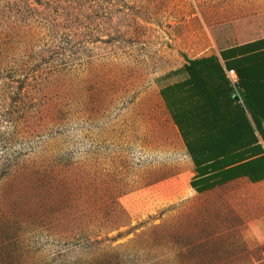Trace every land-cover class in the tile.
I'll return each mask as SVG.
<instances>
[{"label": "rangeland", "instance_id": "374dc122", "mask_svg": "<svg viewBox=\"0 0 264 264\" xmlns=\"http://www.w3.org/2000/svg\"><path fill=\"white\" fill-rule=\"evenodd\" d=\"M264 35V0H0V264H264L241 184L188 189L159 96Z\"/></svg>", "mask_w": 264, "mask_h": 264}, {"label": "crops", "instance_id": "0c3cea01", "mask_svg": "<svg viewBox=\"0 0 264 264\" xmlns=\"http://www.w3.org/2000/svg\"><path fill=\"white\" fill-rule=\"evenodd\" d=\"M226 70L238 79L235 94ZM159 96L190 161L188 189L245 184L264 238V35L184 60Z\"/></svg>", "mask_w": 264, "mask_h": 264}, {"label": "built area", "instance_id": "2783aa9c", "mask_svg": "<svg viewBox=\"0 0 264 264\" xmlns=\"http://www.w3.org/2000/svg\"><path fill=\"white\" fill-rule=\"evenodd\" d=\"M227 79L229 80L236 95L239 93L238 79L236 73L233 70H226L225 72Z\"/></svg>", "mask_w": 264, "mask_h": 264}]
</instances>
